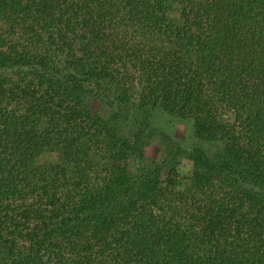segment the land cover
I'll return each mask as SVG.
<instances>
[{
	"label": "trees",
	"instance_id": "16d2710c",
	"mask_svg": "<svg viewBox=\"0 0 264 264\" xmlns=\"http://www.w3.org/2000/svg\"><path fill=\"white\" fill-rule=\"evenodd\" d=\"M0 264H264V0H0Z\"/></svg>",
	"mask_w": 264,
	"mask_h": 264
},
{
	"label": "rangeland",
	"instance_id": "374dc122",
	"mask_svg": "<svg viewBox=\"0 0 264 264\" xmlns=\"http://www.w3.org/2000/svg\"><path fill=\"white\" fill-rule=\"evenodd\" d=\"M135 104H137V101L133 98V101L127 105L128 111H131L134 117H139L140 120L151 123L150 125L153 129V133L147 132L145 135L146 138L144 139V143L147 144L146 156L150 159L158 157L161 150L160 145L164 141V138H171L175 143L185 147H189L196 142L193 121L191 119L167 114L161 110L138 112L135 110ZM150 135L152 136L150 137ZM190 169V161L183 160L181 171L186 173Z\"/></svg>",
	"mask_w": 264,
	"mask_h": 264
}]
</instances>
